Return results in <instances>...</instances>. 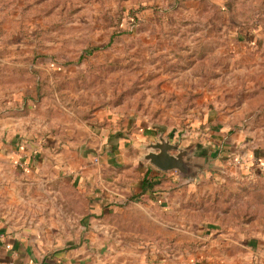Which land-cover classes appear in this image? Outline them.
<instances>
[{
  "label": "rangeland",
  "instance_id": "obj_1",
  "mask_svg": "<svg viewBox=\"0 0 264 264\" xmlns=\"http://www.w3.org/2000/svg\"><path fill=\"white\" fill-rule=\"evenodd\" d=\"M109 113L152 124L197 167L161 171L153 202L112 212L115 246L264 264V0H0V131L62 147ZM55 171L5 169L0 215L69 249L88 241L90 200Z\"/></svg>",
  "mask_w": 264,
  "mask_h": 264
},
{
  "label": "crops",
  "instance_id": "obj_2",
  "mask_svg": "<svg viewBox=\"0 0 264 264\" xmlns=\"http://www.w3.org/2000/svg\"><path fill=\"white\" fill-rule=\"evenodd\" d=\"M0 124L4 121L0 120ZM98 124L92 134L87 130L62 147L57 137L42 145L34 139L0 131V175L8 168L31 173L53 167L63 175H75L77 188L90 200L88 241L69 249L48 232L13 226L0 215V264H160L152 261L156 257L148 262L142 257H130L128 248L115 246V240L122 236L112 224V212L133 198L153 202L149 199L160 194V185L165 184L161 183L163 173L142 161L148 153L137 152L158 141L160 133L138 118L110 113L99 117ZM166 139L172 144L177 141ZM146 176L150 183L143 193Z\"/></svg>",
  "mask_w": 264,
  "mask_h": 264
},
{
  "label": "water",
  "instance_id": "obj_3",
  "mask_svg": "<svg viewBox=\"0 0 264 264\" xmlns=\"http://www.w3.org/2000/svg\"><path fill=\"white\" fill-rule=\"evenodd\" d=\"M146 148L149 153L144 160L162 172L179 171L182 175L189 176L191 165L195 167L194 164L186 160L189 151L181 148L179 142L172 144L163 135L159 137L158 141L147 145Z\"/></svg>",
  "mask_w": 264,
  "mask_h": 264
},
{
  "label": "trees",
  "instance_id": "obj_4",
  "mask_svg": "<svg viewBox=\"0 0 264 264\" xmlns=\"http://www.w3.org/2000/svg\"><path fill=\"white\" fill-rule=\"evenodd\" d=\"M149 183H150V179H147V176H146L143 182V193L148 189Z\"/></svg>",
  "mask_w": 264,
  "mask_h": 264
}]
</instances>
